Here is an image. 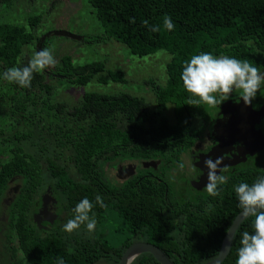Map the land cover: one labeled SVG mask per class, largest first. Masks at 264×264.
I'll return each instance as SVG.
<instances>
[{
	"label": "trees",
	"instance_id": "obj_1",
	"mask_svg": "<svg viewBox=\"0 0 264 264\" xmlns=\"http://www.w3.org/2000/svg\"><path fill=\"white\" fill-rule=\"evenodd\" d=\"M84 1L96 11L107 41L123 44L139 58L167 52L172 57L167 83L154 87L153 109L128 93L91 91L75 105L54 97L58 88L51 79L76 88L128 83L123 72L109 70L104 62L79 66L65 56L62 67L35 73L30 88L0 78V264H57L59 258L65 264H119L134 237L159 248L173 264H207L218 256L241 213L234 189L220 194L233 205H179L173 210L167 208L170 185L153 175L150 163L175 148L180 153L190 148L201 106L186 104L181 73L192 55H228L264 68V0ZM1 3L9 7L12 0ZM165 15L174 24L171 31L163 28ZM144 20L160 25L161 31H149ZM40 22L31 18L29 28L0 23V77L8 68L28 64L35 52L24 48L38 43V52L47 47L48 38L35 34ZM169 105L175 106V124L165 118ZM115 162L135 169L133 174L122 181L110 178L105 168ZM144 162L148 166H141ZM242 182L252 184L253 176ZM48 190L58 205L55 220L39 222L34 216ZM84 198L94 205L96 229L89 234L82 226L69 235L63 226ZM253 220L240 226L223 264H235L242 233H253ZM133 264L159 263L147 254Z\"/></svg>",
	"mask_w": 264,
	"mask_h": 264
},
{
	"label": "rangeland",
	"instance_id": "obj_2",
	"mask_svg": "<svg viewBox=\"0 0 264 264\" xmlns=\"http://www.w3.org/2000/svg\"><path fill=\"white\" fill-rule=\"evenodd\" d=\"M36 17L41 19L40 24L35 29L37 38L40 40L48 38L46 40L47 47L54 49L57 63L55 67L49 69L53 71L57 67H62V58L70 56L73 64L79 66L104 62L109 70L123 72L128 82L127 84L109 83L107 86L92 83L87 87L76 88L64 81L51 79L52 83L58 88L54 97L59 102L75 105L81 100L83 95L91 91L110 95L128 93L144 98L153 109L155 108L154 87H164L167 83V65L172 59L167 52L159 51L153 56L139 58L132 55L123 44L113 40L107 41L96 11L84 0H12V5L9 7L2 5L0 0V23L25 25L29 28V20ZM37 46L38 43H34V45L24 49L25 51L30 50L36 53ZM260 72L264 74V68L260 69ZM233 95V97L231 95L229 100L224 102L226 103L224 106L222 105L223 103L216 108L200 105V115L203 117L202 121L205 127L201 131V139H204L203 141L211 132L210 128H214L215 134L218 136L224 130V127L236 123L238 119L240 120L241 109L245 108L247 110L250 107L254 111L252 105L244 103L239 97V93L234 92ZM235 96L239 98L233 102L232 98ZM256 97L264 100V86H262ZM216 117L218 118L217 123H215L217 121ZM165 118L171 124H175V106L169 105ZM3 120L0 122L1 127L3 126ZM260 120L264 122V117ZM260 120L249 119L248 122L257 124L261 122ZM262 150L259 147L251 157L258 153L260 154ZM123 164V162H115L108 165L105 168L107 175L110 178L112 176L118 177L119 174H123L126 177L127 166H123ZM254 164L259 169H264L263 156L257 158ZM254 164H251V166H255ZM144 166H148L147 163ZM200 179H204V182L208 183L207 175H202ZM180 180L188 183V179L184 176ZM182 185L186 186L185 184ZM11 197L12 194L8 200ZM39 208V215H36L38 220L46 215L47 206L44 204L40 205ZM112 229L114 230L115 226H112ZM109 230L111 231V229Z\"/></svg>",
	"mask_w": 264,
	"mask_h": 264
},
{
	"label": "clouds",
	"instance_id": "obj_3",
	"mask_svg": "<svg viewBox=\"0 0 264 264\" xmlns=\"http://www.w3.org/2000/svg\"><path fill=\"white\" fill-rule=\"evenodd\" d=\"M131 22L135 23V20L132 19ZM143 25L151 32L161 31L160 25H149L147 20L143 21ZM163 28L169 31L174 28L172 19L168 15L163 18ZM56 63L54 49L46 47L34 53L26 66L8 68L0 78L21 88H30L35 73L55 67ZM181 80L189 97L186 104L205 105L209 108L220 106L229 100L234 92L239 93V97L246 105H251L264 86V74L248 60L228 55L216 56L209 52L194 54L185 61ZM204 164L208 169V183L204 191L211 197H218L221 194L220 186L228 181V177L223 174L228 171V167L221 168L222 157H217L215 160L209 158ZM180 167L183 169L184 165L181 164ZM234 192L242 216L245 219L254 218L253 233L250 234L248 231L242 233L235 264H264V177H257L252 184L242 182L234 187ZM95 199L101 207L104 206L101 196L97 195ZM93 207V203L88 198L82 199L73 209V218L64 224L63 231L71 235L83 226L87 233L93 234L97 225ZM221 256L222 252L218 253L217 257H213L212 264H219ZM57 264H65V261L59 258Z\"/></svg>",
	"mask_w": 264,
	"mask_h": 264
},
{
	"label": "flooded vegetation",
	"instance_id": "obj_4",
	"mask_svg": "<svg viewBox=\"0 0 264 264\" xmlns=\"http://www.w3.org/2000/svg\"><path fill=\"white\" fill-rule=\"evenodd\" d=\"M233 96L234 95L232 94V97ZM237 98L239 97L235 96L234 98H232L233 102L236 101ZM224 104L226 103L223 102L222 105L224 106ZM251 105L254 109V112H260L262 109H264V100L256 97L251 102ZM202 119L203 117L201 115H198L192 123V140L189 141L190 148L187 152L180 153V151L175 148V153H165V155H163L160 160H157L156 163H150V168H153L155 171L153 172L155 173L153 175H155V177L160 181H163V179L165 181V179H167L166 181L170 185V189L172 191V201L167 208L174 210V208H179V205H233L234 202H226V196L221 197L222 199L220 198V196L214 198L209 196L207 192L204 191V187L206 186L207 182H204V179H200V177L202 175L208 174V169L205 167L204 161L209 158L215 160L217 157H222L223 164L221 165V168L228 167V171L223 173L226 177H228V181L226 184L220 186L221 194L227 193L229 192V190H233L235 184L238 185L242 183V178L244 176L252 175L255 182L261 170L257 166L258 163H256L257 165H255L254 163L257 158H260L261 156H263L264 159V143L259 140L260 132L264 137V122L262 120H260L261 122L257 124L248 122L246 127L247 129H244L245 131L241 128V131L233 130V128H231L232 126H228V129H230L229 134L225 135V130H222L220 134L221 136H223L224 134L227 141L218 139L215 134L216 132L214 128H210L211 132L208 134L205 141H203L204 139H201V131H203L205 127ZM216 120L217 121H215V123L218 122L217 117ZM250 127H253V129L249 131ZM256 141L259 145L257 146V148L260 147L263 149L260 154L258 153L253 157H251L252 154L244 155L247 151H255L252 150V148H255ZM145 164L146 163L144 162L141 164V166L145 167ZM181 164L184 165L183 169H181L180 167ZM251 164H254L255 166H251ZM138 168L139 167H137V169ZM134 170L135 169L129 167L128 169H126V175L133 174ZM262 171H264V169H262ZM124 176L125 175L123 174H119L117 178L122 181ZM144 176L147 177L148 175L144 174ZM182 176L188 179V183L180 180ZM182 184H185L186 186H183ZM50 194L51 193L48 190L46 193L41 195V198L43 197V199H46L47 211L46 215L42 216L38 220L39 222L42 220H55L53 213L56 212L58 205H53ZM235 198L236 200H238L237 197ZM236 205H238V202H236ZM39 212L40 208L38 210V213ZM38 213L34 216L36 220L38 219L36 217ZM173 213L175 215L176 211H173ZM135 244L148 243L145 242L142 238L141 240H138L136 237H134V241L132 245L128 247V249ZM128 249H126L122 253V257ZM144 255L147 254L141 255L139 256V258Z\"/></svg>",
	"mask_w": 264,
	"mask_h": 264
},
{
	"label": "water",
	"instance_id": "obj_5",
	"mask_svg": "<svg viewBox=\"0 0 264 264\" xmlns=\"http://www.w3.org/2000/svg\"><path fill=\"white\" fill-rule=\"evenodd\" d=\"M41 51V49H38V52ZM242 112L240 113V120L238 119L236 121L237 124H233L230 125L229 127L233 128V130H239L241 131V129H247V123L249 121V119L251 120H255L258 121L260 119H262L264 117V110L260 111V112H254L250 107H248L247 110H245V108H243V110H241ZM241 128V129H240ZM253 127H250L249 131L252 130ZM224 130L226 132H224L225 135H228L230 132V129H228V127H224ZM245 131V130H244ZM221 136L218 135V139L220 140H225L226 136ZM262 141V143H264V137L262 136V133L260 132V139ZM258 142H255V148H252V150H257ZM219 147H220V143H219ZM255 151H247L244 155L247 154H253ZM44 204L47 205L46 199H44ZM248 219V218H247ZM245 218L242 216V214L240 213L234 220V222L232 223L231 227L228 230V233L222 243V247L220 252H222V256L220 257V262L219 264H223L225 262V260L227 259V257L229 256L230 252H231V248H232V244L235 238V235L237 233V231L239 230L240 226L245 222ZM52 222V221H50ZM230 231V233H229ZM219 252V253H220ZM143 254H149L151 255L159 264H173L171 262V260L156 246L151 245V244H135L134 246H132L131 248H129L125 254L123 255V257L121 258V261L119 264H133V262L139 258V256L143 255ZM96 264H104L103 262H98ZM207 264H212V261L207 263Z\"/></svg>",
	"mask_w": 264,
	"mask_h": 264
}]
</instances>
